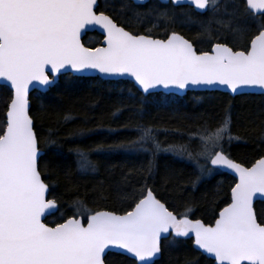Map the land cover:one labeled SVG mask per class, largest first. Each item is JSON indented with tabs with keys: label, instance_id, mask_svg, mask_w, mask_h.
<instances>
[{
	"label": "snow or ice",
	"instance_id": "1",
	"mask_svg": "<svg viewBox=\"0 0 264 264\" xmlns=\"http://www.w3.org/2000/svg\"><path fill=\"white\" fill-rule=\"evenodd\" d=\"M132 3L145 5L148 0ZM98 7V0H0V87L11 93L0 128V264H106L112 250L131 256L136 264H155L168 236L191 238L195 249L214 264H264V222L254 211V198H264V158L246 167L225 154L224 139H239L230 133V115L215 126L206 121L190 134L188 143L198 142L195 151L187 144L161 149L151 128L141 127L131 141L140 146L137 151H148L144 145L151 140L155 151L187 153L201 175L214 168L234 173L230 203L214 224L191 219L187 207L183 214H174L147 184L139 189L138 199L132 193L134 207L123 215L95 211L86 226L76 218L55 226L44 222L56 203L47 199L49 185L39 168L30 86L47 89L70 70L131 78L144 94L189 87L225 88L233 94L264 90V0H154L147 12L125 2L120 12L129 8L133 16L119 23L106 14L109 7L116 11L112 0H105V10L97 12ZM185 7L194 8L196 16L210 13L207 23L193 20L191 12L180 13L188 22L200 23L199 36L209 41L208 50H197L175 29L176 9ZM257 17L255 28L241 27V21ZM124 23L136 27L126 29ZM213 23L219 26L215 30ZM91 27L102 30L103 46L82 43V33ZM101 150L103 145L97 148ZM78 156L81 170L91 166L85 153Z\"/></svg>",
	"mask_w": 264,
	"mask_h": 264
},
{
	"label": "trees",
	"instance_id": "2",
	"mask_svg": "<svg viewBox=\"0 0 264 264\" xmlns=\"http://www.w3.org/2000/svg\"><path fill=\"white\" fill-rule=\"evenodd\" d=\"M125 2L139 12H147L152 5L135 6L128 0H112L116 11L109 7L106 14L118 23L128 20L133 11L125 8L120 12ZM98 4L97 12L105 10V0H98ZM240 24L255 28L244 21ZM123 26L136 27L134 23ZM143 27L139 26L141 32ZM218 27L214 26L213 30ZM189 34L194 35L191 31ZM98 42L96 34L87 35L83 40L87 47ZM228 42H232L230 36ZM205 45L196 44L198 50ZM9 100V90L0 87V128L5 122ZM29 100V114L43 151L39 161L42 179L49 185L48 197L58 205L57 211L44 220L50 226L95 211L126 213L134 206L132 193L135 192L138 199L139 189L145 184L174 214H183L187 207L191 209L188 213L191 219L209 225L213 222L230 200L234 178L216 172L207 180L199 181L200 173L196 165L185 158L187 153L181 156L168 151V155H163V150L155 151L151 140L144 145L147 153H122L140 147L131 145V141L138 138L141 127L153 129L161 149L187 144L195 151L197 141L189 144L190 134L206 121L215 126L230 115V133L239 139L223 147L225 154L244 166L264 157V97L258 95L231 97L220 92H187L182 97L143 96L127 81L63 75L46 92L31 93ZM66 116L69 119L66 120ZM114 144L126 147L109 150L108 146ZM101 145L103 150L97 151ZM78 152L85 153L91 162L86 170L79 168ZM254 210L258 220L264 222V203H256ZM161 247V256L155 264H186V261L213 264L191 247L190 240L169 238L162 240ZM106 261L108 264H135L118 254H108Z\"/></svg>",
	"mask_w": 264,
	"mask_h": 264
},
{
	"label": "water",
	"instance_id": "3",
	"mask_svg": "<svg viewBox=\"0 0 264 264\" xmlns=\"http://www.w3.org/2000/svg\"><path fill=\"white\" fill-rule=\"evenodd\" d=\"M131 1H132V0H131ZM92 32H96V33H98L99 35H101V36L103 37V35H102V30L99 29V28H95V27H91V28L86 29V30L82 33V37H83L85 34H87V33H92ZM101 43H102V44H101L100 46H103V40H102ZM100 46H97V47H100ZM61 75H72V76L80 77V78H99V79H102V80H109V81H115V80H129V81H131V82L134 83V81H132L131 78H127V77H123V78H121V77H101L99 73H96V72H94V71H90V72L85 73V74H73V73H71V71L69 70L67 73H62V74H60V75L58 76V79H59V77H60ZM57 81H58V80H57ZM56 83H57V82H56ZM56 83H55V84H56ZM55 84H53L52 86L48 87L47 89H45V88H43V87H41V86H30L29 96H30V94H31L32 92H34V91H37V92H40V93H44V92H46L49 88L53 87ZM135 87L138 89L137 86H135ZM138 90H139V89H138ZM191 91H196V92H221V93L228 94V95H230V96H232V97L239 96V95H246V94H252V95H263V96H264V90H261V89H250V90H245V91L242 92V93L233 94V93H231L229 90H227V89H225V88H212V89H208V88H201V87H197V88L189 87V88H187V89H185V90H183V91L172 90V92H168V91H166V90H164V89H156V90H153L151 93L174 94V95H177V96H183V95H185L187 92H191ZM139 92H141L143 95H148V94H144V93L142 92V90H139ZM151 93H150V94H151ZM29 111H30V100H29ZM40 151H41V150H40ZM41 155H42V151H41ZM260 159H261V158H260ZM255 162H256V161H255ZM255 162H254V163H255ZM254 163H253V164H254ZM209 164H210V163H209ZM210 166L213 167L211 164H210ZM250 167H251V166H250ZM217 169H219L221 172L227 173V174H229L230 176H232V177L235 179V182H236L237 178H236V176H235L234 173H231L230 171H228V170H226V169H223V168H217ZM234 186H235V185H234ZM234 186H233V187H234ZM48 193H49V191H48ZM47 199H48V194H47ZM230 200H231V191H230ZM257 202H263V203H264V198H254V205H255V203H257ZM229 203H230V201H229ZM226 206H227V205H226ZM226 206H224V207H226ZM56 210H57V204H56V208H55L54 210H52V211L50 212V214H46V216L43 218V220H44L46 217H48L49 215L55 213ZM221 210H222V209H221ZM103 211H104V210H103ZM115 214H116V213H115ZM124 214H125V213H124ZM218 214H219V213H218ZM118 215H123V214H118ZM217 218H218V216H217ZM76 219H80V220H81V218H76ZM64 221H65V220H64ZM64 221H63V222H64ZM81 222H82V220H81ZM214 222H215V221H214ZM214 222H213L212 224H214ZM61 223H62V222H61ZM82 223H83V222H82ZM86 224H87V219H86V223H85L84 225L86 226ZM212 224H211V225H212ZM54 226H55V225H54ZM181 239H190V240H192L191 238H181ZM192 247H193L194 250H196L195 247H194V244H193V240H192ZM196 251L200 252L199 250H196ZM109 253L119 254V255H122V256H124V257H127V258H129V259L135 261L134 258H132L131 256H129V255H127V254H120L119 252H117V251H115V250H112V251L109 252ZM159 257H160V255L158 256V258H159ZM158 258H156V259H158ZM156 259H155V260H156ZM209 259H211V260L214 262V259H212V258H209Z\"/></svg>",
	"mask_w": 264,
	"mask_h": 264
},
{
	"label": "flooded vegetation",
	"instance_id": "4",
	"mask_svg": "<svg viewBox=\"0 0 264 264\" xmlns=\"http://www.w3.org/2000/svg\"><path fill=\"white\" fill-rule=\"evenodd\" d=\"M148 3L153 4L154 0H149ZM163 9V6H161L159 8V10ZM181 11L188 13L191 12L192 13V17L193 20H198V21H203L205 23H207L210 13L209 14H205L203 16H196L195 15V9L194 8H188L185 7L184 9H176L177 12V23L174 25L175 29L186 36V38L190 39L193 41L195 47L197 48L196 44H202V43H206L204 50H208L209 49V41H207V39H201V37H196V35L198 36V34L200 33V29H201V25L200 23H196V22H188L187 21V17L186 16H181L180 13ZM180 20H185V23H180ZM244 22L246 24H250V26L252 27H256V24L259 22V17H257L255 20H244ZM214 26H218L215 23L212 24V28ZM194 33V35L190 36L189 32ZM198 50V49H197ZM192 247V246H191ZM206 261H212L210 259H207ZM110 262V261H109ZM158 262V261H155ZM106 264H108V261H106ZM214 264V263H213Z\"/></svg>",
	"mask_w": 264,
	"mask_h": 264
},
{
	"label": "bare ground",
	"instance_id": "5",
	"mask_svg": "<svg viewBox=\"0 0 264 264\" xmlns=\"http://www.w3.org/2000/svg\"><path fill=\"white\" fill-rule=\"evenodd\" d=\"M232 143L234 142L233 140L231 141ZM231 142H228L227 144H223L225 147H229V145L231 144ZM229 149V148H228ZM172 152V151H171ZM122 153H124V154H132V155H134V153H136V152H130L129 150L128 151H126L125 152V150L124 151H122ZM140 153V152H139ZM144 153V152H143ZM146 153H147V151H146ZM163 153V155L164 154H166V155H168L169 154V152L168 151H163L162 152ZM174 154H176L175 152H173ZM137 154V153H136ZM154 154H156V153H154ZM153 154V155H154ZM200 173V172H199ZM200 176H201V178L199 179V181H205V180H207L208 178H209V176H206V177H203L202 175H201V173H200ZM185 210L186 209H184L182 212H185Z\"/></svg>",
	"mask_w": 264,
	"mask_h": 264
},
{
	"label": "rangeland",
	"instance_id": "6",
	"mask_svg": "<svg viewBox=\"0 0 264 264\" xmlns=\"http://www.w3.org/2000/svg\"><path fill=\"white\" fill-rule=\"evenodd\" d=\"M10 92V91H9ZM229 142V140L227 139V138H225L224 139V141L222 142L223 144H227ZM196 145H198V142H197V144ZM198 147V146H197ZM197 147H196V149H197ZM136 149H137V147H136ZM135 148H132V149H128L130 152H136L137 150H136ZM195 149V150H196ZM224 149V148H223ZM186 159H187V156L185 157ZM188 161H190L189 159H187ZM190 162H192V161H190ZM204 160L203 159H201L200 160V163L201 164H204ZM206 163V162H205ZM207 166V165H206ZM196 169L198 170V172H200L199 171V169L196 167ZM212 173H213V171H212ZM211 174V173H210ZM207 171L202 175L203 177H206V176H209L210 175ZM83 216H84V214H83ZM87 215H85L84 217H86Z\"/></svg>",
	"mask_w": 264,
	"mask_h": 264
}]
</instances>
